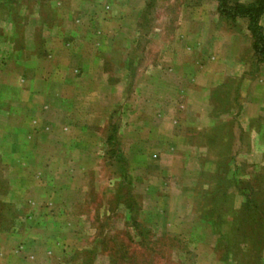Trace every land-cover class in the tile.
<instances>
[{
    "label": "rangeland",
    "instance_id": "obj_1",
    "mask_svg": "<svg viewBox=\"0 0 264 264\" xmlns=\"http://www.w3.org/2000/svg\"><path fill=\"white\" fill-rule=\"evenodd\" d=\"M254 46L216 0H0V264H264Z\"/></svg>",
    "mask_w": 264,
    "mask_h": 264
},
{
    "label": "trees",
    "instance_id": "obj_2",
    "mask_svg": "<svg viewBox=\"0 0 264 264\" xmlns=\"http://www.w3.org/2000/svg\"><path fill=\"white\" fill-rule=\"evenodd\" d=\"M219 2V10L222 15L231 18H245L249 21V30L252 32L255 39L254 49L259 56L264 57V35L263 29L260 26V18L264 15V0H256L248 5H234L229 7L226 0H216ZM241 186V182L238 183ZM242 189V190H241ZM240 191L245 193L246 203L244 210H251L253 198L252 189L249 187L241 188ZM255 206L253 210H257Z\"/></svg>",
    "mask_w": 264,
    "mask_h": 264
}]
</instances>
